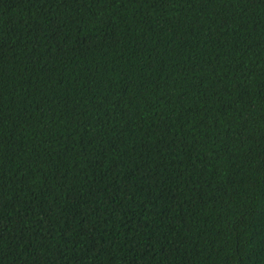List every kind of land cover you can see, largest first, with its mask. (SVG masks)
I'll return each mask as SVG.
<instances>
[{
    "label": "trees",
    "instance_id": "obj_1",
    "mask_svg": "<svg viewBox=\"0 0 264 264\" xmlns=\"http://www.w3.org/2000/svg\"><path fill=\"white\" fill-rule=\"evenodd\" d=\"M0 264H264V0H0Z\"/></svg>",
    "mask_w": 264,
    "mask_h": 264
}]
</instances>
